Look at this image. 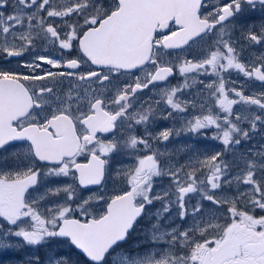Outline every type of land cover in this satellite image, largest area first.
<instances>
[{
    "label": "snow or ice",
    "instance_id": "obj_1",
    "mask_svg": "<svg viewBox=\"0 0 264 264\" xmlns=\"http://www.w3.org/2000/svg\"><path fill=\"white\" fill-rule=\"evenodd\" d=\"M185 134L221 148L169 147ZM10 254L264 264V0H0Z\"/></svg>",
    "mask_w": 264,
    "mask_h": 264
},
{
    "label": "flooded vegetation",
    "instance_id": "obj_2",
    "mask_svg": "<svg viewBox=\"0 0 264 264\" xmlns=\"http://www.w3.org/2000/svg\"><path fill=\"white\" fill-rule=\"evenodd\" d=\"M72 55L73 56H75V55H77V52L76 51H73V53H72ZM17 63V61H15V60H13L12 61V64H13V66L15 65ZM86 70V67H82L81 68V71H85ZM134 72H135V70H134ZM136 74L137 75H139V72H136ZM121 80H125V79H127V77L126 76H121V77H119ZM179 77L178 76H176V77H173V78H170V83L171 84H176L178 81H179ZM114 82H115V80H114ZM148 93H147V90L145 91V95H147ZM161 126H171L170 125V123L169 122H167V121H159V127H161ZM157 130H159V129H157ZM191 135H188V134H185V135H182V136H180V137H177V138H174V140L172 141V143L171 144H169V147L171 148L173 145H181V144H185V143H189V144H196V146L200 149V150H202V151H205L204 150V148H206L207 149V151L206 152H209L210 150H214V149H216V145L214 146V145H207V143H196L197 141H202L203 139H201V140H199V139H196V140H194V141H192V140H190V137ZM193 138H195L196 136H192ZM11 150V149H10ZM181 162H183V160L181 161ZM71 182V180L69 179V178H50V183H52V184H55V183H70ZM89 188L91 189V191H97L98 189H97V186H89ZM106 188H107V195H112V194H114V190H113V185H112V183L111 182H109L107 185H106ZM83 195H88V192L87 191H84L83 192ZM257 214H261V213H257ZM38 254H42V252L41 253H38Z\"/></svg>",
    "mask_w": 264,
    "mask_h": 264
},
{
    "label": "rangeland",
    "instance_id": "obj_3",
    "mask_svg": "<svg viewBox=\"0 0 264 264\" xmlns=\"http://www.w3.org/2000/svg\"><path fill=\"white\" fill-rule=\"evenodd\" d=\"M233 79H237V77L235 76V74H233V77H232ZM247 94V93H246ZM167 122H169V121H167ZM170 123V125H171V122H169ZM162 127H168V126H161L160 128H162ZM190 138V140H192V141H194V140H196V139H199V140H201V139H203L202 137H195V138H193L192 136H190L189 137ZM207 145L209 146V145H216L217 147H216V149H214V150H210L209 151V153L211 152V151H218V150H220V148H221V146L219 145V143L218 142H215V141H208L207 142ZM204 150H205V152L207 151V149L206 148H204ZM230 158V157H229ZM164 183H167V180H165L164 181ZM147 225H146V223L144 222V221H141V223H140V225H138V229H142V228H144V227H146ZM135 235V234H134ZM59 251H60V253L61 254H63V253H65L66 251H67V249H65V248H63V247H61V248H59ZM14 259V256L13 255H3V256H0V264H12V260Z\"/></svg>",
    "mask_w": 264,
    "mask_h": 264
}]
</instances>
